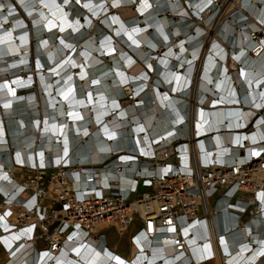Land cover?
Returning a JSON list of instances; mask_svg holds the SVG:
<instances>
[{"label":"bare ground","instance_id":"bare-ground-1","mask_svg":"<svg viewBox=\"0 0 264 264\" xmlns=\"http://www.w3.org/2000/svg\"><path fill=\"white\" fill-rule=\"evenodd\" d=\"M185 1L0 0V207L12 212L8 221L0 217V264H264V211L237 219L227 199L208 205L205 221L225 263H201L206 237L198 221H182L183 252L175 250L176 234L134 245V227L122 231L106 221L91 228L97 238L82 229L67 239L54 231L52 243L65 239L55 251L37 240V229L8 228L36 201H26L28 172L16 164L57 166L45 173L68 176L67 190L111 180L124 191L133 175L153 170L138 157L159 141L201 136L180 148L182 169L191 148L227 164L238 152L264 148V112L250 134L240 130L264 105V35L256 36L264 32V0ZM57 190L50 183L43 196ZM258 197L260 208L264 193ZM35 208L29 219L41 228ZM109 229L127 235L128 252L108 246Z\"/></svg>","mask_w":264,"mask_h":264},{"label":"built area","instance_id":"built-area-1","mask_svg":"<svg viewBox=\"0 0 264 264\" xmlns=\"http://www.w3.org/2000/svg\"><path fill=\"white\" fill-rule=\"evenodd\" d=\"M199 104L202 106L201 103ZM253 109L256 110V114L244 128L240 129L241 132L248 134L252 132L254 122L260 116L259 113L264 112V105ZM188 110L189 106L185 112ZM178 132L182 134L181 130ZM186 134H182L169 145H161L160 141L154 143L155 148L148 156L140 154L138 158L150 160L148 168L153 170L149 173L133 175L124 191L113 185L111 180L105 183L106 186H96L91 191L86 189L80 193V191L67 190L63 181L65 178L71 182L68 176L63 173L61 175L45 173L57 166L37 164L25 167L23 164H16L28 172L22 180L23 191L29 194L26 201L32 198L36 201L30 209L25 208L26 203L19 204V207L25 208L26 211L12 222L13 224L8 227L9 231L21 229L27 232L31 228L33 233L37 229L39 233L37 240H42L51 251H55L57 247H62L71 233L77 230L82 229L92 234L93 238H97L91 228L106 221L110 227L115 228V225H118L122 231L134 227L137 232L130 238L134 245L136 238L141 241L156 234H176L175 250L183 252V244L185 248L186 244L183 241L185 237L181 234V225L183 222L193 224L198 221L205 223L203 230L206 239L198 248L201 263L214 259L225 263L223 259L225 253L221 249L219 236L215 234V238L212 237L209 242L205 222L211 217L209 206L212 203L214 209L220 201L227 199L228 210L233 209L239 213L237 219H242L243 215L255 216L258 210L264 211V206L259 208L258 197L260 193H264V148L257 152L244 150L241 152V157L238 152L230 164L218 161L217 156L209 154L202 156L203 151L197 152L191 148L186 155V167L183 166L182 169L180 148L201 140V136L189 139ZM208 135L210 134L205 136ZM243 142L245 143L246 140L244 139ZM140 144L144 148V145ZM121 152H113L112 157L122 156ZM106 161L97 165H105L108 163ZM50 183L56 185L58 190L52 194V198L46 200L43 195ZM42 198L43 203L40 201ZM37 199L41 203L40 207L37 205ZM239 200L244 203L243 208H238V206L242 207L238 203ZM2 202L5 204V201ZM34 207H36V221L38 224L40 222L43 230L40 226H36L35 221L31 223V220H34L32 219L34 216H31ZM39 212H42L41 216ZM11 215V211L9 213L6 210L1 211L0 207V217L8 221ZM245 225H248V221ZM54 231L59 235L66 234L64 241L58 240L56 244L52 243L49 238ZM47 233L49 236L45 235Z\"/></svg>","mask_w":264,"mask_h":264},{"label":"rangeland","instance_id":"rangeland-1","mask_svg":"<svg viewBox=\"0 0 264 264\" xmlns=\"http://www.w3.org/2000/svg\"><path fill=\"white\" fill-rule=\"evenodd\" d=\"M186 3V1L185 0H183V3ZM14 5L16 6L17 5V7H18V9H19V11H20V13L22 14V15H24L25 14V12H23L22 11V6L20 5V4H15V2H14ZM184 5H186V4H184ZM24 21L26 22V24L28 25V26H30V23L33 21V20H29L27 17H25L24 18ZM99 24V23H98ZM30 28L28 27V30H29ZM213 32V31H212ZM212 32H210L211 34H210V36L212 35L213 36V34H212ZM151 33V32H150ZM32 34V30H31V33H30V37H32V39H33V42L30 44V51H31V53H32V56H34L35 54V41H34V38H33V35H31ZM214 35L216 36V37H218V33L216 32V33H214ZM262 35H264V32H259L256 36H262ZM211 36V37H212ZM31 39V38H30ZM206 46V45H205ZM161 54V53H160ZM31 59V65L33 66V61L35 60V57H34V60L32 61V57L30 58ZM233 72V71H232ZM128 101V100H127ZM123 102H125V101H123ZM105 240L107 241V243H108V246L110 247L111 246V244L112 245H116V247H117V249L119 250V251H125V252H128V249H129V243H128V241H127V235H125V236H122V237H118L116 234H115V232L112 230V229H109V230H106L105 232Z\"/></svg>","mask_w":264,"mask_h":264},{"label":"crops","instance_id":"crops-1","mask_svg":"<svg viewBox=\"0 0 264 264\" xmlns=\"http://www.w3.org/2000/svg\"><path fill=\"white\" fill-rule=\"evenodd\" d=\"M37 247H38V248L42 247V244H41V243H39V244L37 245ZM125 254H126V253H125Z\"/></svg>","mask_w":264,"mask_h":264}]
</instances>
